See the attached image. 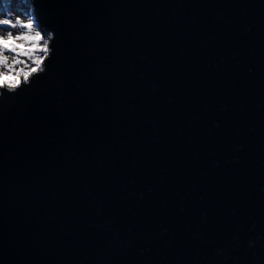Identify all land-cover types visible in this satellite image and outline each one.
Segmentation results:
<instances>
[{"label":"water","instance_id":"1","mask_svg":"<svg viewBox=\"0 0 264 264\" xmlns=\"http://www.w3.org/2000/svg\"><path fill=\"white\" fill-rule=\"evenodd\" d=\"M29 1L0 264H264V0Z\"/></svg>","mask_w":264,"mask_h":264},{"label":"clouds","instance_id":"2","mask_svg":"<svg viewBox=\"0 0 264 264\" xmlns=\"http://www.w3.org/2000/svg\"><path fill=\"white\" fill-rule=\"evenodd\" d=\"M11 30H6V29ZM55 34L45 37L35 16H17L7 12L0 16V97L15 95L30 78L45 73V61L52 56Z\"/></svg>","mask_w":264,"mask_h":264},{"label":"rangeland","instance_id":"3","mask_svg":"<svg viewBox=\"0 0 264 264\" xmlns=\"http://www.w3.org/2000/svg\"><path fill=\"white\" fill-rule=\"evenodd\" d=\"M7 12H12L17 16L22 17L33 16L31 2L29 0H0V16H5ZM39 28L43 34V30L41 27ZM44 36L46 37L47 35Z\"/></svg>","mask_w":264,"mask_h":264},{"label":"bare ground","instance_id":"4","mask_svg":"<svg viewBox=\"0 0 264 264\" xmlns=\"http://www.w3.org/2000/svg\"><path fill=\"white\" fill-rule=\"evenodd\" d=\"M33 8H34V7H33V4H32V2H31L32 15L35 16L36 20L38 21V19H37V17H36V14H35V11H34ZM38 25H39V27H41V24H40V23H38Z\"/></svg>","mask_w":264,"mask_h":264},{"label":"snow or ice","instance_id":"5","mask_svg":"<svg viewBox=\"0 0 264 264\" xmlns=\"http://www.w3.org/2000/svg\"><path fill=\"white\" fill-rule=\"evenodd\" d=\"M6 30H10V28L9 29H6Z\"/></svg>","mask_w":264,"mask_h":264}]
</instances>
